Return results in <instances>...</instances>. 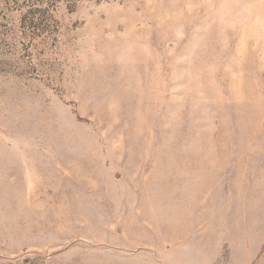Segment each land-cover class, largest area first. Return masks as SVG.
Masks as SVG:
<instances>
[{"label": "rangeland", "instance_id": "374dc122", "mask_svg": "<svg viewBox=\"0 0 264 264\" xmlns=\"http://www.w3.org/2000/svg\"><path fill=\"white\" fill-rule=\"evenodd\" d=\"M0 264H264V0H0Z\"/></svg>", "mask_w": 264, "mask_h": 264}]
</instances>
